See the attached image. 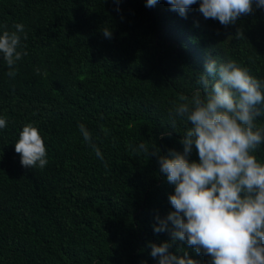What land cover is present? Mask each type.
<instances>
[{
	"label": "trees",
	"instance_id": "1",
	"mask_svg": "<svg viewBox=\"0 0 264 264\" xmlns=\"http://www.w3.org/2000/svg\"><path fill=\"white\" fill-rule=\"evenodd\" d=\"M146 3L0 0V34L22 23L28 37L21 34L28 55L17 62L14 78L0 54V118L6 119L0 264H159L150 245L166 242L172 255L212 264L186 240L154 232L156 217L174 211V185L160 171L159 156L183 154L181 141L192 125L176 117L173 127L169 112L183 102L180 96L190 99L202 88L198 80L209 57L235 61L264 81V9L253 0L250 14L224 26L204 18L201 0L186 18L166 0ZM256 107V123L264 127V103ZM29 123L46 146L44 169L23 167L15 152ZM80 124L104 161L84 141ZM141 143L159 154L137 155ZM254 155L264 163V143ZM187 159L199 161L195 146Z\"/></svg>",
	"mask_w": 264,
	"mask_h": 264
},
{
	"label": "clouds",
	"instance_id": "2",
	"mask_svg": "<svg viewBox=\"0 0 264 264\" xmlns=\"http://www.w3.org/2000/svg\"><path fill=\"white\" fill-rule=\"evenodd\" d=\"M156 2L147 0L146 7H153ZM166 2L171 10L186 18L187 9L197 0ZM255 3L264 9V0ZM199 11L205 19L229 26L253 11V0H201ZM14 28L15 31L4 30L0 34V54L10 78L18 73L17 62L28 55L21 42V34L24 40L28 38L24 25L16 23ZM103 35L112 37L107 27ZM241 36L243 33L238 31L237 37ZM36 72L39 74L40 69ZM217 76L219 79L210 83L208 78ZM198 83L202 88L190 99L180 96L183 102L169 112L173 127L176 117L192 126L181 141L183 154L169 150L168 156H159L160 171L174 185V194L169 196L174 211L164 219L156 217L154 232L168 231L172 241L186 240L197 253L209 255L212 264H264V163L254 155L264 143V127L256 123L260 114L256 106L264 103V81L235 61L220 63L209 57ZM5 127L6 119L0 118V129ZM78 127L84 141L104 161L101 150L92 143L90 131L84 124ZM193 146L198 162L187 159ZM134 151L148 157L159 154L155 145L149 148L144 143ZM15 152L20 154L25 168L44 169L48 164L44 140L31 123L19 133ZM150 246L151 256L159 257V264H197L187 253L183 257L170 254L167 242Z\"/></svg>",
	"mask_w": 264,
	"mask_h": 264
}]
</instances>
